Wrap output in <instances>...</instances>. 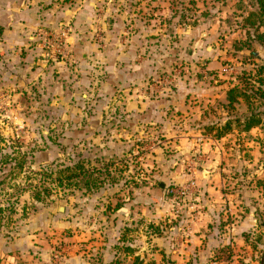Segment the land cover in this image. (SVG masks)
Wrapping results in <instances>:
<instances>
[{
  "label": "rangeland",
  "instance_id": "374dc122",
  "mask_svg": "<svg viewBox=\"0 0 264 264\" xmlns=\"http://www.w3.org/2000/svg\"><path fill=\"white\" fill-rule=\"evenodd\" d=\"M41 7L65 15L86 8L99 49L137 44L147 67H63L58 84L31 67L25 88L7 86L0 68V159L25 154L17 176L9 172L18 161L0 162V230L13 239L21 219L50 208L62 232L41 240L60 264H261L264 95L255 91L264 74L253 67L263 61L251 26L255 0H42ZM42 28L74 33L70 25ZM214 58L224 67H208ZM251 113L260 123L245 130ZM84 160L111 170L99 189H53L41 201L24 191L58 165ZM206 200L226 206L222 223ZM232 226L242 230L204 255L203 237ZM32 253L24 263L39 261L41 250Z\"/></svg>",
  "mask_w": 264,
  "mask_h": 264
},
{
  "label": "crops",
  "instance_id": "0c3cea01",
  "mask_svg": "<svg viewBox=\"0 0 264 264\" xmlns=\"http://www.w3.org/2000/svg\"><path fill=\"white\" fill-rule=\"evenodd\" d=\"M41 5L42 0H0V68L2 67L7 75V86L18 83L16 86L25 88L27 83L30 82L28 69L30 70L31 67H36L33 74L39 80L44 82L46 78L52 77V82L56 84L62 83L64 80L63 67H141L142 58L137 60V55L141 53L137 44L131 46L130 49H117L113 46L101 50L97 47L90 32L92 18L86 8L70 10L65 15L55 8L43 9ZM59 25H70L74 29V33L68 39L66 58L61 60L46 59L35 33L42 26ZM116 36L108 34V40L116 42ZM259 48L261 51L257 50V52H259L260 59L257 61L264 60V44ZM220 64L218 59L214 58L208 62V67H224ZM255 64L257 63L253 62V66ZM142 67H147V65L142 64ZM13 89L16 90V88ZM175 101L173 100L172 104ZM205 203L215 210H221L216 212L218 213L216 220L222 223L226 215V212H223L226 206L223 203L215 205L208 200ZM52 212V209L45 208L36 214L29 215L27 213L29 216L19 221L18 231L13 239H9L0 230V264H27L23 260L30 257L35 258L36 253H32L35 248L41 250V257L37 258L39 261H35L37 262L35 264H46L45 262L52 258V262L48 264H60L57 254L51 251L52 248L49 242H45L46 239L45 241L41 240L42 236L44 238L49 236L50 241L54 242L55 235L62 232V229H59L62 226V221L54 217ZM210 218V214L207 213L206 217L202 216L201 219L209 221ZM246 219H248V216ZM225 225L226 229L230 228L227 223ZM232 227L234 228L230 232L225 229L219 231V237H216L215 234L220 229L214 228L213 233L209 231L210 233L206 234V237H203L206 232L202 231L199 236L204 238V243L202 240L203 254L205 255L212 249L211 245H217V247L226 245L227 236L234 237L239 230H242L237 229L235 226ZM38 236L40 237L39 241ZM38 242L41 245H38ZM229 242L234 244L231 239ZM68 254L71 257L73 256L70 258L72 261L79 258L76 252H69Z\"/></svg>",
  "mask_w": 264,
  "mask_h": 264
},
{
  "label": "trees",
  "instance_id": "16d2710c",
  "mask_svg": "<svg viewBox=\"0 0 264 264\" xmlns=\"http://www.w3.org/2000/svg\"><path fill=\"white\" fill-rule=\"evenodd\" d=\"M255 4L257 9L251 13L252 17V32H254V39L260 45L264 44V0H255ZM263 27V30L260 31V28ZM252 32H249L250 36ZM256 53L254 52V55ZM253 67H260L259 73L264 74V60L260 64H255ZM260 84L263 89H259L255 91V93L261 92L264 95V77H260ZM239 86H234L228 91V98L230 104H233L237 100V93H240ZM240 123V120H238ZM260 123V119L258 118V113H251V115L247 116L243 127L245 130H250L252 127H255ZM232 125V121H227L222 127H220V131L218 133V137L222 135L224 130L226 131ZM2 139V138H1ZM3 140V139H2ZM15 155L10 157L9 155H2V159L0 162L2 164L8 163L9 161H18L17 167H12L10 169V174L17 176L22 169L23 164L21 159L25 158V154H20V152H15ZM52 168V167H50ZM3 170V169H2ZM106 171L111 172L109 168L106 169V165L102 167H96L87 163V161H77L72 164H61L58 165L56 169H51L50 172H47L46 175L41 177L39 181L31 182L27 190L32 193V197L35 200L41 201L45 200L50 193H52L53 189H82L87 191H93L99 189L106 180ZM2 184V182H0ZM49 184V185H48ZM55 184V185H54ZM55 186V187H53ZM262 186L264 188V180L262 181ZM122 205L118 203L117 208H120ZM3 211V208L0 207V212ZM141 263V262H140ZM143 263V262H142Z\"/></svg>",
  "mask_w": 264,
  "mask_h": 264
},
{
  "label": "built area",
  "instance_id": "2783aa9c",
  "mask_svg": "<svg viewBox=\"0 0 264 264\" xmlns=\"http://www.w3.org/2000/svg\"><path fill=\"white\" fill-rule=\"evenodd\" d=\"M39 43L44 51L46 59L61 60L66 57L69 31L65 28L60 29H44L39 28L37 32ZM195 187V182H191V188ZM181 193L186 195L189 193L182 190Z\"/></svg>",
  "mask_w": 264,
  "mask_h": 264
},
{
  "label": "water",
  "instance_id": "95a60500",
  "mask_svg": "<svg viewBox=\"0 0 264 264\" xmlns=\"http://www.w3.org/2000/svg\"><path fill=\"white\" fill-rule=\"evenodd\" d=\"M0 34H1V29H0ZM61 210H63V207H61ZM261 264H264V256L262 257Z\"/></svg>",
  "mask_w": 264,
  "mask_h": 264
}]
</instances>
